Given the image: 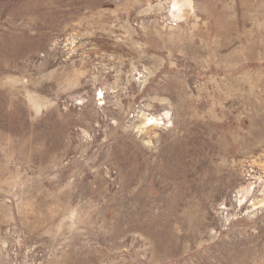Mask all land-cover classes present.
<instances>
[{"label": "rangeland", "instance_id": "1", "mask_svg": "<svg viewBox=\"0 0 264 264\" xmlns=\"http://www.w3.org/2000/svg\"><path fill=\"white\" fill-rule=\"evenodd\" d=\"M189 2L0 0V264H264V0Z\"/></svg>", "mask_w": 264, "mask_h": 264}, {"label": "bare ground", "instance_id": "2", "mask_svg": "<svg viewBox=\"0 0 264 264\" xmlns=\"http://www.w3.org/2000/svg\"><path fill=\"white\" fill-rule=\"evenodd\" d=\"M189 0H174L173 6L177 8L187 9L189 7ZM151 119H155L154 117H150Z\"/></svg>", "mask_w": 264, "mask_h": 264}]
</instances>
